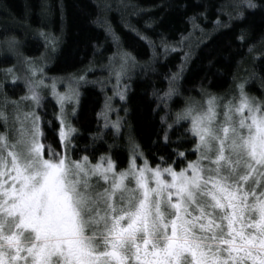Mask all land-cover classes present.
Wrapping results in <instances>:
<instances>
[{"label":"snow or ice","instance_id":"snow-or-ice-1","mask_svg":"<svg viewBox=\"0 0 264 264\" xmlns=\"http://www.w3.org/2000/svg\"><path fill=\"white\" fill-rule=\"evenodd\" d=\"M255 7L229 0L213 27L230 28ZM201 17H192L193 33L204 32ZM94 23L120 49L107 20ZM133 31L153 50L151 64L121 49L98 68L51 76L48 61L61 37L41 30L45 51L21 62L23 77L16 64L0 69V264H264V67L249 74L260 95L249 91L248 79L223 94L202 81L195 96L186 95L191 53L184 52L148 102L153 144L163 154H146L128 121L130 82L169 46ZM237 40L254 68L264 65V36L259 48L243 28ZM2 43L10 53L20 46L15 35ZM97 71L103 78L90 80ZM10 75L14 87L23 81L15 98L7 94ZM87 85L99 88L102 101L93 109L90 143L81 147L74 121ZM117 140L128 145L125 164Z\"/></svg>","mask_w":264,"mask_h":264},{"label":"trees","instance_id":"trees-1","mask_svg":"<svg viewBox=\"0 0 264 264\" xmlns=\"http://www.w3.org/2000/svg\"><path fill=\"white\" fill-rule=\"evenodd\" d=\"M229 0H0V69L15 64V55L3 46L4 35H15L20 41L18 53L25 57L37 59L45 51L44 38L40 31L55 32L61 37V43L55 56L48 61L49 75L66 76L76 73L85 67H94L107 62L109 56L118 50L126 49L135 55L141 64L149 63L153 50L139 39L136 31L147 35L157 45L161 37L165 38L169 51L160 53L159 62L143 71L136 69L131 80V101L128 105L130 115L128 121L134 139L141 145L146 154L158 153L154 124L148 111V102L152 100L154 88H161L162 74L180 63L184 52L191 53L184 73V88L187 94L196 95L204 81L211 90L223 94L231 90L235 79H248L249 91L254 95L261 94V85L257 79L254 83L249 78L252 72H259L264 65L259 61L253 67L247 53V45L237 40L241 29L246 30L249 43H255L264 36V0H253L257 7L247 9L242 21L230 28L213 27L222 6ZM111 5L110 10L105 7ZM51 7V11L48 7ZM127 6V7H126ZM205 13L207 19L201 17L197 23L203 27V33H193L192 17ZM100 17L107 20L119 38L120 49L113 44L112 37L94 21ZM225 18V17H222ZM62 29V31H61ZM184 39L183 46L180 41ZM199 41V43L197 42ZM175 48V51L171 49ZM207 76V80L204 78ZM3 75L0 74V81ZM101 78L99 71L89 76L90 80ZM9 87L7 94L13 98L23 93L20 87ZM3 88V83H0ZM81 108L74 121L80 129L79 145L89 144V133L95 130L93 109L98 108L102 96L99 88L87 85L81 89ZM55 110L50 100L47 102L49 117ZM158 123V118H157ZM48 131V129H45ZM128 128H125V135ZM52 133L49 132L51 138ZM107 142L112 143L111 135ZM117 158L126 163L128 145L123 140L116 141ZM103 150V149H101ZM151 159V155H149Z\"/></svg>","mask_w":264,"mask_h":264},{"label":"rangeland","instance_id":"rangeland-1","mask_svg":"<svg viewBox=\"0 0 264 264\" xmlns=\"http://www.w3.org/2000/svg\"><path fill=\"white\" fill-rule=\"evenodd\" d=\"M119 51V50H118ZM117 51V52H118ZM116 52V53H117ZM14 53V55H15V64L18 66V71L15 73V75H19V76H21V77H23V75H24V71H23V68L20 66L21 65V62L25 59V57H23V56H21L19 53H18V50H16L15 52H13ZM115 53V54H116ZM114 55V54H113ZM113 55H111V56H113ZM111 56H109V57H111ZM41 56H39L37 59H39ZM108 61V60H107ZM107 63V62H106ZM106 63H104V64H97V65H95L94 66V68H98V67H100V66H103V65H105ZM8 68V67H7ZM99 73H100V76H101V78H103V74L99 71ZM2 79H4V77H2ZM238 79V78H237ZM237 79H235V81L237 80ZM8 80L9 81H12V77H11V75L8 77ZM22 81V80H21ZM23 82V81H22ZM58 87L60 88V90L61 91H63V87H60L59 85H58Z\"/></svg>","mask_w":264,"mask_h":264}]
</instances>
